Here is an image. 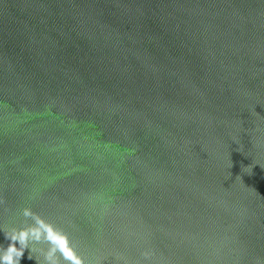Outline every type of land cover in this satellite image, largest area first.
<instances>
[{
  "label": "water",
  "instance_id": "1",
  "mask_svg": "<svg viewBox=\"0 0 264 264\" xmlns=\"http://www.w3.org/2000/svg\"><path fill=\"white\" fill-rule=\"evenodd\" d=\"M20 228L19 264H264V0H0Z\"/></svg>",
  "mask_w": 264,
  "mask_h": 264
},
{
  "label": "clouds",
  "instance_id": "2",
  "mask_svg": "<svg viewBox=\"0 0 264 264\" xmlns=\"http://www.w3.org/2000/svg\"><path fill=\"white\" fill-rule=\"evenodd\" d=\"M25 216L27 212L23 213ZM5 238L10 241L6 248L0 250V264H19V260L24 253L25 249H28V253L31 251L30 243L38 242L39 237L36 235L32 228H20L12 229L10 232L5 234ZM12 242H15L16 245ZM53 252L51 250H45L43 252L44 264H54L52 259ZM29 259H32L28 255Z\"/></svg>",
  "mask_w": 264,
  "mask_h": 264
}]
</instances>
